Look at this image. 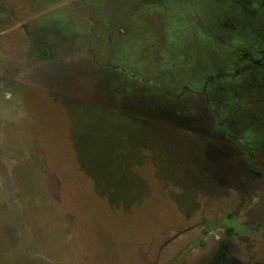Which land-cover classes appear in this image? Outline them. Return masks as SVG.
Returning <instances> with one entry per match:
<instances>
[{
	"label": "rangeland",
	"instance_id": "1",
	"mask_svg": "<svg viewBox=\"0 0 264 264\" xmlns=\"http://www.w3.org/2000/svg\"><path fill=\"white\" fill-rule=\"evenodd\" d=\"M0 264H264V0H0Z\"/></svg>",
	"mask_w": 264,
	"mask_h": 264
},
{
	"label": "trees",
	"instance_id": "2",
	"mask_svg": "<svg viewBox=\"0 0 264 264\" xmlns=\"http://www.w3.org/2000/svg\"><path fill=\"white\" fill-rule=\"evenodd\" d=\"M44 56L47 57V52L46 51L44 52Z\"/></svg>",
	"mask_w": 264,
	"mask_h": 264
}]
</instances>
